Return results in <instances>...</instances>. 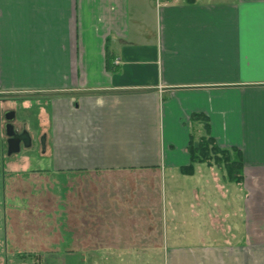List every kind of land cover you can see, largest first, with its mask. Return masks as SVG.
Wrapping results in <instances>:
<instances>
[{
  "label": "crops",
  "instance_id": "0c3cea01",
  "mask_svg": "<svg viewBox=\"0 0 264 264\" xmlns=\"http://www.w3.org/2000/svg\"><path fill=\"white\" fill-rule=\"evenodd\" d=\"M0 92L43 102L39 171L58 178L56 236L27 251L264 264V0H0ZM204 136L239 151L241 182L181 171Z\"/></svg>",
  "mask_w": 264,
  "mask_h": 264
},
{
  "label": "rangeland",
  "instance_id": "374dc122",
  "mask_svg": "<svg viewBox=\"0 0 264 264\" xmlns=\"http://www.w3.org/2000/svg\"><path fill=\"white\" fill-rule=\"evenodd\" d=\"M34 97L38 96L0 92V264H58L57 258L27 251L24 243L31 235L49 231L56 236L57 231L58 178L39 171L45 170L47 162L39 156L42 150L38 142L44 134L46 157L48 129L42 127L38 119L43 104L41 99H36L41 101L38 105L28 103ZM7 111L15 112L12 122L15 131L25 130L32 139L30 148L21 147L19 153L11 156L6 154L4 133V113ZM226 180L229 181L227 177ZM48 197L53 203L44 211L42 205ZM44 220L52 225H45ZM150 260V264H157V259Z\"/></svg>",
  "mask_w": 264,
  "mask_h": 264
},
{
  "label": "trees",
  "instance_id": "16d2710c",
  "mask_svg": "<svg viewBox=\"0 0 264 264\" xmlns=\"http://www.w3.org/2000/svg\"><path fill=\"white\" fill-rule=\"evenodd\" d=\"M186 3H194L195 0H185ZM107 57V68L108 56ZM193 119L203 118L199 114L192 115ZM204 119V118H203ZM188 152L190 155V164L187 167H183L181 171L184 174H192L193 166L196 163L211 162L215 165H223L226 171L227 179L231 182L239 183L242 181V161L239 151L234 149L225 150L220 149L214 142L212 137H201L197 143L192 142V138L188 145Z\"/></svg>",
  "mask_w": 264,
  "mask_h": 264
},
{
  "label": "water",
  "instance_id": "95a60500",
  "mask_svg": "<svg viewBox=\"0 0 264 264\" xmlns=\"http://www.w3.org/2000/svg\"><path fill=\"white\" fill-rule=\"evenodd\" d=\"M5 124H4V133L7 140V154L12 155L20 152V142L23 141V145L28 146L29 145V137L27 133H25V136H16L14 126L12 124L13 120L15 119V113L13 111H7L4 114Z\"/></svg>",
  "mask_w": 264,
  "mask_h": 264
},
{
  "label": "flooded vegetation",
  "instance_id": "af4514ba",
  "mask_svg": "<svg viewBox=\"0 0 264 264\" xmlns=\"http://www.w3.org/2000/svg\"><path fill=\"white\" fill-rule=\"evenodd\" d=\"M14 130H15V128H14ZM25 133H26L25 131H21V132L15 131L16 136H22V137L25 136L26 137ZM7 140H8V138L6 137V145H7ZM22 144H23V141L20 142V147L22 146ZM7 150H8V146L6 147V154H7ZM7 156H11V155L7 154Z\"/></svg>",
  "mask_w": 264,
  "mask_h": 264
},
{
  "label": "built area",
  "instance_id": "2783aa9c",
  "mask_svg": "<svg viewBox=\"0 0 264 264\" xmlns=\"http://www.w3.org/2000/svg\"><path fill=\"white\" fill-rule=\"evenodd\" d=\"M114 64L117 65L118 64V61H115Z\"/></svg>",
  "mask_w": 264,
  "mask_h": 264
}]
</instances>
